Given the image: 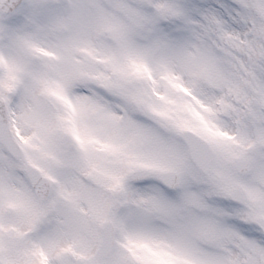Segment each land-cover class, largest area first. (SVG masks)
Wrapping results in <instances>:
<instances>
[{
    "label": "snow or ice",
    "instance_id": "obj_1",
    "mask_svg": "<svg viewBox=\"0 0 264 264\" xmlns=\"http://www.w3.org/2000/svg\"><path fill=\"white\" fill-rule=\"evenodd\" d=\"M0 264H264V0H0Z\"/></svg>",
    "mask_w": 264,
    "mask_h": 264
}]
</instances>
